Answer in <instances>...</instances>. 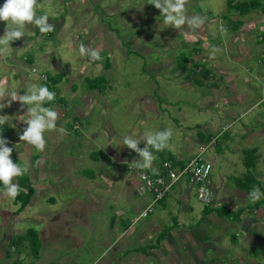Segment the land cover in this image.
<instances>
[{
	"label": "rangeland",
	"instance_id": "obj_1",
	"mask_svg": "<svg viewBox=\"0 0 264 264\" xmlns=\"http://www.w3.org/2000/svg\"><path fill=\"white\" fill-rule=\"evenodd\" d=\"M228 1L187 0L186 15H199L205 18V24L185 38L179 30L164 24L161 12L153 5L148 4V0H38L43 7L37 9V15L47 13L50 24L55 21L61 23L64 20L63 25L65 27L63 25L60 27L58 24L54 25L55 32L49 37V34L37 35L36 29L33 28L35 26L29 25L25 29L24 38L13 42L8 54L0 57V90L4 93L3 96H0V103H8L7 100L10 99L8 93L11 91L17 92L18 96H22L31 84L38 86L42 84L40 78L32 74L33 69L38 71V74L45 72L51 76H55L54 74L57 72L63 73L66 79L72 76L73 73L81 72L83 67L89 69L87 71L89 78L99 75L101 69L99 70L96 67L97 64L92 62L88 66V55H82L80 52L78 42L81 41V37H83L82 42H85V35L92 39L95 34L93 41L97 42V35L100 33L114 34L120 42L110 41L108 44L111 43L112 48L105 44L110 49H105L99 54L101 57L99 62L102 64V69L105 70L104 75L106 77L103 83L104 85L111 83L113 89L107 90L103 94V99L106 102L97 101V109L88 120V124L84 125L86 136L80 135L83 137V140H79L82 145L81 148H79L78 143L73 142V139H76L77 136L67 130L62 133V138H58L61 141L55 140L56 137L50 135L51 132L45 133L47 142L45 153L27 148L19 140V135L27 127L21 121V116L27 113V106H22L20 102L15 101L9 107H5L0 111V115L9 116L8 123L0 126V129L6 130L7 134L2 133L0 130V136L2 135L10 143L12 141L16 142L15 145L8 144L9 147L13 148L11 159L22 166L25 163L28 165L27 161L29 160L34 164L30 167L28 174L19 177L20 180L26 179V181H20L21 192L24 195L27 194L29 189L33 188L34 190L30 200L31 204L20 214V219H27L30 213L41 211L53 215V212H58L65 206L61 204L59 195H45L46 197L54 196L58 201V204L53 205V207L52 203L46 201V198L41 195V188L39 189L38 185H51L50 182L54 180L55 176L53 170H44L43 177H46L38 182L41 172L38 171L39 165L36 160L43 161L45 158H54V163L50 164L61 169L62 166L59 164L58 159L67 158V161H72L76 158L77 165L74 166L79 167V169L74 168L72 165H66L65 167H69V169L62 172L63 174L69 171L73 174L80 172L86 188V190L83 189L84 192H81L76 203L71 206L67 205L71 209L69 212L62 214L61 217L44 226L43 230L52 231V234H55L53 239L46 242L43 230L39 229L40 240H44L42 254L45 253L46 255L43 254V257L40 258V253L37 255V252L32 247L30 248L29 243H27L20 250L12 249L14 262L21 259L24 260V264H43L42 262L49 264L48 261H52L54 257H63L66 252L63 249V242L67 234L73 237L76 236L79 239L76 240L78 247H73L75 250L97 246V249H90L92 255H96V252L102 250L101 245H104L102 240L107 236V227L101 226L102 228L95 230V234H92L90 229L85 228L82 222L75 218L73 212L86 214L87 218L91 217L94 222L98 219H105L101 205L110 204L111 196L105 193L103 189L105 186L102 185L104 180L99 177L98 172L95 175L96 181H91V177L94 175L90 171L94 168L90 165L95 160L91 161L85 157L95 152V157L98 156L101 160L99 146L106 148L108 150V155L105 156L107 158L104 159L108 163L106 168L117 173L118 180H116L120 182L121 186L124 185L123 179L120 181L121 177L124 176L122 162L128 156L133 157V161L139 158L136 155L133 156L135 152L130 151L123 144L126 136L139 140L140 147L143 148L145 147L143 138L146 133L151 134L156 131L171 129L173 134L169 142L170 146L164 150L171 151L179 159H182L180 156L183 159H188L194 157L201 149V144L198 142L199 132L205 133L203 136H206L210 130L212 132L221 131V135L228 133L224 135L225 141L220 144L224 156H226L225 158L218 153V147H212L206 153V157L214 164L211 185L216 193L215 203L218 206H220L219 203H222L234 213L242 210L243 213L245 212L242 215L247 218L251 216L252 218L254 203L249 202L248 198L246 199L243 195H234L233 188L237 189L234 179L243 177L247 172L243 159L245 151L251 150L256 151L255 155L258 161L257 168L253 170V173L263 182L264 186V104L251 103L253 100L258 102L264 97V88L261 89L264 81L261 80L264 79V66H255L257 60H263L264 62L261 54L255 52L256 49L262 51V48H264V25L257 26L260 30L258 35H254L256 32L251 27L247 28L248 38L255 41L253 48L250 50L249 44L252 45L251 42L253 41L246 43V40L249 39L236 37L239 32L240 34L246 33V28L241 27L237 32L230 27L231 22L229 19H222V16L228 15L229 12L236 14L233 10H229ZM3 3L0 2V6ZM252 11L256 12H252L248 16L240 14L239 16L249 21L250 19H257L258 15L263 13L261 10ZM230 18H232L231 15ZM75 23L78 25H74ZM6 27L5 23L0 22V37L4 35ZM59 28L61 30L58 33ZM84 28H86V33ZM181 31H187V26ZM131 33L137 34V37L129 35ZM77 37H80V39ZM122 37H126V39ZM246 44L248 45L247 48ZM134 47H136V50H134ZM214 48L216 51L213 54L212 50ZM198 49H201V52L191 56L188 67H192L199 62L217 75L216 78L213 77L211 80H204L203 86L195 84L192 77L186 78V70L179 68V63H182L184 56L192 54ZM230 51L234 57H230ZM28 56L33 57L34 62L32 65L29 64L28 67H23L24 58ZM107 63L109 65L106 67ZM248 67H252L255 72L249 74L247 72ZM237 72L240 75L238 80H236ZM253 76L256 80H253ZM101 83L99 81L97 85L100 86ZM216 83L223 85V87L220 89L214 87L213 84ZM79 84L86 88L87 81L84 82L81 79ZM59 86L57 84V87ZM55 88L56 86H54ZM68 99L70 101V95ZM65 108V105H62L61 109ZM56 111L59 113L57 121L59 126L60 123H64L62 121L67 122L68 119L73 117L70 112L66 115V112L62 110ZM26 118L23 117V119ZM69 124L73 123L69 122L67 125L69 126ZM59 126L57 127L59 128ZM244 126L247 128L245 129ZM96 133L98 135L94 137ZM93 141L99 146H95ZM151 151L157 159L159 152L154 149H151ZM108 157L112 158L114 163H117L116 166L109 164L110 159ZM227 158L228 160H226ZM153 167L155 168V165ZM32 173L34 180L31 178ZM19 179L17 178L14 183H18L17 180ZM28 179L30 182L27 181ZM185 182L182 185H186ZM117 191V186L113 184L112 196L117 195L118 199L113 203L116 207L107 211L108 216L112 215L113 217L116 214L115 219L119 218L117 209L126 211L127 215L132 212L127 198H124V193L120 192L118 194ZM191 191V205L195 208V213L186 214V222L189 224L195 218V224L197 225L199 223L198 219L203 216L202 210L205 205L198 201L195 186L192 187ZM89 193H93L99 198L92 199ZM137 194L140 195V191ZM137 194H134L133 197L135 207L139 203ZM65 198L68 199V195L62 196L63 200ZM105 199H107L106 202ZM14 201L15 199L0 195V213L3 210V215H0V238L4 236V231L9 229L10 224L15 222L11 215L21 204L19 202L17 203L18 206H15ZM32 204L33 209H31ZM168 206L171 212L174 211V217L178 216L177 205H174L173 199ZM218 206L214 207L216 209L212 213L218 211ZM160 212V209H157L156 214H160ZM180 212L183 211L180 210ZM166 216L167 219L170 218L168 225H173V215ZM112 217L111 219H114ZM130 218L124 216V222L126 223ZM84 221H87V219L84 218ZM235 221L239 222L240 220L235 219ZM14 226L16 230L24 233L31 227L38 229L37 223L33 220H23V222L15 223ZM262 226L258 235L254 229H251L253 240L249 239L247 232L240 225H236L237 230L232 228V230L226 231V240L222 239L223 241L220 243L224 247H219L223 249V254L219 257L221 259L214 262H219L218 264H264V224ZM194 229L197 232L196 237L204 238L207 236L206 245L209 247L207 261H212L209 260V255L212 253L214 242L212 238L208 237H212L211 234L214 235L215 227L203 223ZM233 238L236 241L232 240ZM59 243L61 245L56 246ZM244 248L247 249L244 250ZM20 252V256L17 255ZM69 252H73V250L69 249L67 253ZM83 259L89 260L90 255H86ZM214 262L212 264H215ZM61 263L65 264V261L62 260Z\"/></svg>",
	"mask_w": 264,
	"mask_h": 264
},
{
	"label": "crops",
	"instance_id": "obj_2",
	"mask_svg": "<svg viewBox=\"0 0 264 264\" xmlns=\"http://www.w3.org/2000/svg\"><path fill=\"white\" fill-rule=\"evenodd\" d=\"M237 1L238 0H236V2ZM239 1H241V0H239ZM0 2L1 3L5 2V0H0ZM252 12H256V11H251L246 16L251 15ZM230 15L232 16V18H230ZM222 19H229V21L231 22V24H230L231 28L234 26V25H232V21L237 22L239 20H242L244 22L243 27L246 28V33L240 34V32H239L236 35V37L240 36L242 38L245 37L246 39H249L248 33H247L248 27H251L252 29L255 30L256 34H254V35H258L260 33V30H259V28H257V26L264 25V13H260V15H258L257 19H250L249 21H246L245 19L241 18L238 13L231 14V12H229L228 15H223ZM64 23H65L64 20H62L61 23H59V21H55L51 24H53V25L58 24L61 27ZM74 25H78V24L75 23ZM63 26L65 27V25H63ZM33 28H35V27H33ZM60 30L61 29L59 28L58 33ZM84 32L86 33V28H84ZM109 33H112V32H109ZM126 35L127 36L132 35V36L137 37V34H135V33H131L129 35L126 34ZM86 36H88V35L84 36L85 42H82L83 37H81V41L78 42V46H81L82 44L84 45L85 50H86L85 54H87L88 58H89L88 59V61H89L88 66L90 65V63L94 62L95 64H97L96 67L99 70L101 69V73L99 75H95L94 78H89L87 76V71L89 69L86 67H83L81 72L73 73L72 76H70L68 79H66V77L63 73L57 72L56 74H54V75H58V74L62 75L59 77L60 81L58 84L60 86L57 87V85H56V88L54 90L58 92L60 98L63 101L59 102L58 104H54L52 106V108H54L55 110L65 111L66 115L70 112L73 116L71 119H68L69 121H67V122L62 121L64 123H60V126L59 125H57V126H59V128H65V132L67 130V131L75 134L77 137H76V139H73V142L78 143L80 146L79 148L82 147L81 142H79V140H83V137L86 136L84 125L88 124V120L92 117L93 113L97 109L96 108L97 101L100 100V102H106V100L103 99V94L106 93L105 91L113 89V87L111 86V83H108L106 85V87H104L105 91L101 92L98 88H94V87H96L95 82H92V81L89 82V79L90 80H96V79L101 78L102 80H104L106 78L104 75L105 70L102 69V64L99 62V60L93 61L90 58V54L92 51H96L99 54H101L103 51H105V49L106 50L110 49L108 46H111V48H112L111 43L108 44L110 41L111 42L113 41L114 43H116L115 41H119V39L114 34L111 35V34L100 33L99 35H97L98 36L97 42L93 41L95 34L93 35L92 39H90V37H86ZM77 38L80 39V37H77ZM122 38L126 39V37H122ZM253 40L254 39L246 40V43L253 41ZM254 42L255 41L251 42L252 45L249 44L250 50L253 48ZM105 44H107L108 46H105ZM103 46H104V48H103ZM106 47H108V48H106ZM247 47H248V45L246 44V48ZM262 49H263L262 51H258L256 49L255 52H259L261 54V57L264 58V48H262ZM134 50H136V47H134ZM230 53H231L230 57H234L232 55L231 51L229 52V54ZM27 58L28 57L24 58V62L22 63L23 67H28L29 64L32 65L34 62V61L32 63L29 62L27 60ZM257 65H263L264 66L263 60H257L255 63V66H257ZM154 69H156V67H154ZM18 71H19V69H18ZM247 72L249 74H253L255 71H254V69H252V67H248ZM236 76H237L236 80L240 79V75L238 72H237ZM216 77H217V75L214 74V78H216ZM252 78H253V80H256V78L254 76ZM65 79H66V81H65ZM81 79H83L84 82L87 81L86 88L83 87L82 84L81 85L79 84V81ZM261 80L263 81L264 79H261ZM226 83H227V81H226ZM263 85H264V81L261 85V89L264 88ZM222 87H223V85L221 86L220 84H218V86L216 88L220 89ZM246 90H248V89H246ZM242 92L244 93L243 90H242ZM113 93L116 94L115 92H113ZM247 94H246V96H247ZM69 95H70V101L68 99ZM263 98L264 97H262L260 100H258V102H254V100H253V102H251V103L264 104ZM73 100H76V101H73ZM250 100H251V98H250ZM62 105L63 106L65 105L66 108L61 109ZM72 110H73V112H72ZM69 122L70 123H72V122L83 123V125H81L82 129L80 130L82 132H74L73 130H71L70 126L67 125ZM244 127H245V129L247 128L246 126H244ZM50 135H53V137L55 136L56 137L55 140H59L58 138L63 137L62 133H60L59 131H53L50 133ZM80 135H82L83 137ZM96 135H98V133H96L94 135V137H96ZM59 141H61V139ZM10 144L15 145L16 142L12 141V143H10ZM56 144L57 143L55 142V145ZM94 145L96 146L97 144L94 142ZM97 146H99V145H97ZM27 148H31V147L27 146ZM98 150L101 153V157H102L101 160L99 159L98 156L95 157V152L90 153L89 156L88 157L86 156L85 158H87L88 160H91V161L95 160L90 165L92 168H94V170L90 171V173L92 175H94L93 177H91L92 178L91 181L92 182L96 181L95 175L98 172L99 177L104 180L102 185L105 186V187H103V189L105 190V193L108 196H111V198L109 200L110 204H107V205L105 204L104 206L101 205L103 213H104L103 216L105 217V219L104 218L98 219V221L96 220V222H94L91 217L87 218L86 214L83 215L77 211L73 212V214L75 215L76 219H79L82 222V224L85 228L91 230L92 234H95V232H96L95 230L102 228L101 226L107 227L106 228L107 229V231H106L107 236L105 238H103V240H102V243L104 244V245H101L102 250L100 252H96V255L95 254L92 255V251L90 249H97V246L96 247H87V248L83 247V248H80L78 250H75L73 247H75V246L78 247V245H76V240L78 241L79 239L76 236L73 237L72 235L67 234L65 236L64 242H63V245H64L63 249L66 252L64 253L63 257H61V258L54 257V259L52 261L49 260L48 261L49 264H62L61 263L62 260L65 261V264H212V262L221 259L219 257L222 256L223 249H221L219 247H222V248L224 247V245H221L220 243L223 240H226V231L232 230V228H234V230H237L238 227H236V225L237 226L240 225L242 227L244 220L247 218L246 216L241 215L240 221L237 222V221H235V219H233V217H230V218L226 217V216L223 217L217 211L215 213H212V212L206 211L204 208L202 210L203 216H202V218L198 219L199 223L197 225L195 224L196 223L195 218L193 219L194 220L193 222H189V224H187L186 214H188L190 212L192 214L195 213V208L191 205L192 186L186 182H185L186 185H182L184 183L183 182V183L176 185L173 188L172 191H174V192H171V194L166 199H164L162 202L159 203V205L156 207L153 214H151L148 218L141 219L137 223L131 225L132 219L134 217L138 216L139 213L149 204L151 196L149 194H140V195L137 194V192L140 191V190H138V187H139V185H138L139 184V178H138L139 171L137 169L132 170V171L128 170L127 167L125 166L126 162H128V161L133 162V157L131 158L128 156L127 159L123 161V162H125L123 164V167H122L123 168L122 172H123L124 176L121 177L120 181L123 179L124 185L121 186L120 182L117 181L118 180L117 179V173H114V172H112L106 168L108 163L104 159L107 158L105 156L108 155V150L106 148H103L100 146H99ZM220 151L223 154L219 153ZM45 152L46 151L44 150L43 153H45ZM218 153L221 155V157H223V158L226 157V156H224V151L221 148H220V150H218ZM180 157L182 159H179L177 157V160L181 164L187 162L190 159V158L183 159L182 156H180ZM109 159H110L109 164L112 166H116L117 163H114L112 158H109ZM75 160H76V158H74V160H72V161L71 160L67 161V158H64L61 160L58 159L59 164H61V166H62L61 169L53 167L50 164V163H52V164L54 163V158L53 159H51L50 157L45 158V159H43V161L36 160L37 164L39 165L38 171L41 172V177H39L40 179H38V182L46 177V176L43 177V175H44L43 171L44 170H53V173L55 176L54 180L52 182H50L51 185H49V184H48L49 186L45 185V184L38 185V188L39 189L41 188V190H40L41 195L46 198L45 199L46 201H48L49 203H52V207H53V205H57L58 201L54 198V196L46 197L45 195H47V194L48 195H59L61 197V204L65 205V206H63L60 211L53 212L52 213L53 215H48V214L42 213V211L39 213L38 212L30 213L28 215L27 219H20L19 216L22 212L25 211V209L31 203H29L28 206H26V208H24V210L22 212H19V213H17V211L19 210V207H18L11 215V216H13V219L15 220V222L10 224L9 229H6L4 231V234H3L4 236H1V238H0V264H14V263L18 264V262H22V263L24 262V260H21V259H18V260H16V262H14L13 257H12L13 252H12V249L9 248V242L11 241V239L13 237H15L17 235L25 234L29 229H31L33 227L29 228L24 233L22 231L16 230V227L14 226L15 223L23 222V220H33L34 222L37 223L38 229L37 230L35 229V230L38 232V236L41 239V237H40L41 234L39 232V229L43 230L44 226L46 224L48 225V224L52 223L57 218L61 217L62 214L69 212L71 209L69 207H67V205L71 206L74 203H76L77 198H80L79 195L81 194V192H84L83 189L86 190V188L84 186V181L81 179L82 176L80 175V172H77L76 174H73L71 171H69L66 174H63V172H62L63 170L67 171L69 169V167H65L66 165H68V166L72 165L74 168L79 169V167L74 166V165H77ZM226 160H228V158ZM31 162H32L31 160L27 161V163L30 167H32L34 165ZM154 165L156 166L155 162H154L153 166ZM153 169H155V168L153 167ZM146 170H149V169H146ZM129 175H131V176H129ZM31 178H32V180H34L33 173H32ZM22 180L26 181V179H22ZM22 180H20V179L17 180L19 185L21 183L20 181H22ZM27 181L30 182L29 179ZM113 184H115L118 188L117 193L119 194L120 192L121 193L123 192L125 195L124 198H127L128 204L130 205L131 211H132L130 215L129 214L127 215V212L124 210L117 209L116 211H119V218L115 219L116 214H114L113 217H112V215L108 216L109 213L107 211L111 210L112 208L114 209L116 207L113 203L116 202V199H118L117 195L112 196L113 195L112 194ZM179 185H181V186H179ZM214 186H215V184H214ZM89 194H90L92 199L99 198V196L94 195L93 193H89ZM134 194L138 195L137 201L139 203H138L137 207H135L136 204H133L134 203V198H133ZM233 194L236 196L243 195V197H245V198L247 197L244 192H240L238 189H234V188H233ZM63 195H65V196L68 195V199L65 198V200H63L62 199ZM172 199L174 200V205H177V215L178 216H176V217H174V211L171 212L170 209L168 208L169 207L168 204H169V202L171 203ZM69 200H70V202L68 203ZM106 200L107 199H105V202H106ZM14 205L18 206L17 202L14 201ZM31 209H33V204L31 206ZM157 209H160V211H161L160 214H156ZM180 210H182L183 212H180ZM252 211H253V216H252V218L250 216V218L253 220V222H252V225L250 227V230L254 229V231L258 235V233L262 229L261 228L262 224H264V219H263L264 218V208H260L258 210H252ZM0 215H3V210H2V213H0ZM166 215H169V216L173 215V218H174V224L173 225H168L170 218L167 219ZM124 216H129L131 218L125 223L124 219H123ZM111 217L114 219H111ZM84 218L87 219V221H84ZM184 218H185V220H184ZM171 219H172V217H171ZM106 220L109 221V223H107ZM143 220H146V221H143ZM129 222H131V223H129ZM202 222L205 223L206 225L208 223L209 225H212L215 227L214 235L211 234L212 237H208V238H212V241L214 242V246L212 247V253L209 255V260L211 259L212 261H209V262L207 261V253H208V248H209L208 245H206L207 236L204 238L203 237H196L197 232L194 231L195 227H198L201 224H203ZM212 222H213V224H212ZM96 224H98V226H96ZM138 225H140V226H138ZM42 232L45 234L46 242H49L50 239L54 238L55 234H52V231L47 232V231L43 230ZM252 235L253 234L251 233V236H249L250 240L254 239V237ZM236 236L239 237L238 235H236ZM260 236H262V235H260ZM227 238H228V235H227ZM262 238H263V236H262ZM232 240L236 241L235 238H233ZM41 242H42V248H43L44 240H41ZM57 245H61V243L56 244V246ZM42 248L40 250V255H41L40 258L43 257L42 256L43 254L46 255L45 253L42 254V252H43ZM69 249L73 250V252L67 253V251ZM84 249H86V250L82 251ZM245 249H247V248H244V250ZM219 252L221 253V255ZM20 254H21V252L19 254L17 253V255H19V256H20ZM86 255H90L89 260L83 259ZM222 260H225V259H222ZM148 261H150V262H148ZM42 263L45 264L44 262H42ZM214 263L218 264L219 262H214Z\"/></svg>",
	"mask_w": 264,
	"mask_h": 264
},
{
	"label": "clouds",
	"instance_id": "obj_3",
	"mask_svg": "<svg viewBox=\"0 0 264 264\" xmlns=\"http://www.w3.org/2000/svg\"><path fill=\"white\" fill-rule=\"evenodd\" d=\"M186 3L187 0H148V4L153 5L161 12L164 24L179 30L185 38L194 33L197 29L202 28L205 24V18L199 15H186ZM42 7L43 5H41L38 0H5L3 5L0 6V22L5 23L7 26L4 35L0 37V57H4L8 54L9 49L12 48L11 45L13 42L24 38L25 29L29 25L37 27L42 35H47L55 31L54 25L49 23V16L47 13L37 15V9ZM185 26H187V31H181L185 29ZM85 51V47L82 44L80 46L81 54H85ZM212 51L214 54L216 49L214 48ZM90 58L93 61L101 59L99 53L96 51L91 52ZM41 78L46 79V77ZM3 95V91L0 90V96ZM8 95L10 99L7 100V104L0 103V111L5 107H9L11 103L15 101L20 102L22 106H27L26 115L21 116V121L27 125V127L23 129L22 134L19 135L21 143L30 146L37 152H43L47 143L45 139L46 132H65L64 128H57L59 113L54 108L44 106L46 103L54 101L56 96L55 92L50 91L46 85L38 86L36 84H31L27 87L26 93L22 96H18L15 91L9 92ZM8 117L9 116L6 115H0V126H4L8 123ZM23 117L27 118L23 119ZM79 132L82 131L79 130ZM172 134L171 129L156 131L151 134L146 133L143 138V143L145 144L143 148L140 147L141 143L139 140L127 136L124 138L123 144L126 148L135 152L139 157L130 165L140 172L142 178L147 179V177L143 175L146 169H151L155 173V169H153L152 166L156 157L150 149L160 152L168 148L170 146L169 142ZM9 143L8 140L0 136V195L14 200L22 191L19 184L14 183V181L28 174L30 166L26 163L22 166L20 163L17 164L11 159L13 148L8 146ZM210 170L211 165H208L196 171L197 175H200L202 172L203 176L206 177ZM204 191H207V189ZM214 195L216 197L215 190ZM262 196H264V193L261 192L260 188L253 186L252 190L248 193V200L251 203H256ZM201 198H203V196ZM219 204L222 206V203ZM131 225H133V223Z\"/></svg>",
	"mask_w": 264,
	"mask_h": 264
},
{
	"label": "trees",
	"instance_id": "obj_4",
	"mask_svg": "<svg viewBox=\"0 0 264 264\" xmlns=\"http://www.w3.org/2000/svg\"><path fill=\"white\" fill-rule=\"evenodd\" d=\"M229 10H233L234 12L242 15V16H246L247 14H249L252 10H261L264 13V0H243V1H237L236 0H229ZM232 25H234L232 28L235 29V31H239V29L241 27H243L244 22L242 20H239L237 22L232 21ZM36 29V34L39 35L41 34L39 32V29L37 27H35ZM55 32V31H54ZM54 32L48 33L49 37H51ZM201 52V49H198L196 51H194L192 54H188L187 56H184V58L182 59V63H179V68L182 70H186V78H190L192 77L194 79V83L199 85V86H203L204 80H211L214 77V73L212 72V70L208 69L207 66H205L204 64H200L199 62L195 63L192 67H188L189 61L191 59L192 55L195 54H199ZM27 60L29 62H33L34 59L31 56H28ZM109 64L107 63L106 67ZM33 75H37L40 78V75L44 74L47 76V81L44 80H40V82H42L41 85H46L50 91L55 92L56 96H55V100L50 102V103H46L44 106L45 107H50L52 108V106L54 104H58L59 102L63 101L60 97L57 91L54 90V86H56L59 83V77L62 75H55V76H51L48 73L45 72H41L40 74H38V71H36V73H33ZM101 78L96 79V80H90L89 82H102L99 85H97V83L95 84L96 87L94 88H98L101 92H104L105 89L104 87H106V84L104 85V80H102ZM214 87H217L218 84H213ZM73 124H69L71 130H73L74 132H79L80 129H82L81 125H83V123L81 122H77ZM79 126V128H77L76 126ZM1 130V129H0ZM222 130V129H221ZM2 133L7 134L6 130H1ZM220 132H212L211 130L208 132V134L206 136L205 133L203 132H199V144L204 145V144H208L210 143L215 137H219L220 142L216 145V147H218V150H220L221 148V143L225 141V136L228 133H224V135H221ZM220 134V136H219ZM220 145V146H219ZM215 147V148H216ZM222 149V148H221ZM151 150V149H150ZM221 153V151L219 152ZM256 151L255 150H251V151H245V155H244V159H243V164L247 169L246 174L243 177L240 178H235L234 179V184L236 186V188L240 191V192H244L246 194V199L248 198V193L252 190L253 186L259 187L261 192L264 193V186H263V182L261 180H259L256 175H254L253 170H255L257 168V157H256ZM134 156V154H133ZM176 161L177 157L171 152V151H167V150H163L161 152L158 153V157L157 159L154 160L155 164H156V171L155 173L153 171H151V169L147 170V172L152 173L153 175H156L157 170L161 169L160 166L165 162V161ZM181 164V163H180ZM186 164L182 163V165ZM128 168V164L125 165ZM252 170V171H251ZM21 185V183H20ZM19 185V186H20ZM30 188V187H29ZM34 194V190L33 188L29 189L27 194L24 195L22 192L19 194V196L15 199V202L19 203L20 202V207L19 210L17 211V213L22 212L24 210V208H26V206H28V204L30 203V200L32 198ZM260 208H264V196L261 197V199L254 203L252 210H258ZM214 209V207L211 206H205V210L208 212H212ZM217 212L223 216V217H233V219H239L240 220V216L242 215L243 211L239 210L237 212H232L231 210L227 209V207H225L224 205L220 206L219 208H217ZM234 215V216H233ZM162 236V235H161ZM160 236V237H161ZM159 237V238H160ZM27 243H29V247L37 252L36 254L39 255L40 250L42 248V242L38 236V232L31 228L29 229L25 234L22 235H17L15 237H13L11 239V241L9 242V248L10 249H15V250H20L22 248L23 245H27ZM18 264H24L22 262H18Z\"/></svg>",
	"mask_w": 264,
	"mask_h": 264
},
{
	"label": "built area",
	"instance_id": "obj_5",
	"mask_svg": "<svg viewBox=\"0 0 264 264\" xmlns=\"http://www.w3.org/2000/svg\"><path fill=\"white\" fill-rule=\"evenodd\" d=\"M32 72L36 73V70L33 69ZM41 77H46V79H42ZM40 79L47 81V76L42 74L40 75ZM76 127L79 128L78 125ZM219 141V137H215L210 143L202 145L199 152L194 157L190 158L184 165L180 164L178 160L165 161L160 166L161 169L157 170L156 175L145 170L143 175L146 176L147 179L142 178L139 172L140 193L149 194L151 196V201L148 206L141 211L140 215L132 220V223L135 224L141 219L148 218L154 212L156 206L171 194L173 188L185 182V180L186 183L192 187H196V196L200 203L205 206H218V204L215 203L214 190L211 185L214 164L206 157V153L210 148L216 147ZM134 155L138 156L136 153ZM124 163L125 162H122V165ZM131 163V161L126 162L129 170L134 169L131 167ZM208 165H211V170L206 177L203 176L202 172L200 175H197V169H202ZM156 167L157 166H155V171ZM205 189H207V191H204ZM202 196L203 198H201Z\"/></svg>",
	"mask_w": 264,
	"mask_h": 264
},
{
	"label": "water",
	"instance_id": "obj_6",
	"mask_svg": "<svg viewBox=\"0 0 264 264\" xmlns=\"http://www.w3.org/2000/svg\"><path fill=\"white\" fill-rule=\"evenodd\" d=\"M253 220L251 218H247L245 219L244 223H243V229L245 232H247L248 236H251V230L250 227L252 225Z\"/></svg>",
	"mask_w": 264,
	"mask_h": 264
}]
</instances>
